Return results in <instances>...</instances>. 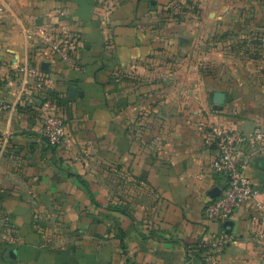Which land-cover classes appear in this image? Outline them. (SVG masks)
<instances>
[{
	"label": "crops",
	"instance_id": "obj_1",
	"mask_svg": "<svg viewBox=\"0 0 264 264\" xmlns=\"http://www.w3.org/2000/svg\"><path fill=\"white\" fill-rule=\"evenodd\" d=\"M189 2L0 0V219L16 238L0 242V264H264L256 203L231 228L203 215L224 181L211 168L213 130L251 131L264 104L227 102L196 67L202 57L177 54L188 34L264 29V0ZM37 30L77 34L75 63L48 55ZM52 94L66 118L61 145L42 134ZM256 158L247 172L262 189ZM220 231L236 241L200 246Z\"/></svg>",
	"mask_w": 264,
	"mask_h": 264
},
{
	"label": "built area",
	"instance_id": "obj_2",
	"mask_svg": "<svg viewBox=\"0 0 264 264\" xmlns=\"http://www.w3.org/2000/svg\"><path fill=\"white\" fill-rule=\"evenodd\" d=\"M41 47L51 57L73 65L77 57V34L70 31L37 30ZM43 137L48 143L61 145L66 139V118L51 97L43 102ZM213 141L217 156L212 162L214 173L223 177V187L217 196L210 199L203 208L204 218L212 223L223 224L247 202L256 203L264 214V190L255 185L249 175L248 167L256 157H264V129L255 127L249 132L237 129L216 128ZM16 238L11 225L0 219V242L13 245ZM236 239L225 231L214 233L210 240L200 243L201 247L222 250Z\"/></svg>",
	"mask_w": 264,
	"mask_h": 264
},
{
	"label": "rangeland",
	"instance_id": "obj_3",
	"mask_svg": "<svg viewBox=\"0 0 264 264\" xmlns=\"http://www.w3.org/2000/svg\"><path fill=\"white\" fill-rule=\"evenodd\" d=\"M194 5L191 1L187 6ZM238 11L241 10L238 9ZM182 17L183 14H180L178 18ZM187 39L189 40H186L182 48L177 46V54L202 57V60L196 63V67L201 68L211 77L213 76L215 80H220V86L227 94V102L232 101L235 96L237 98L236 107L242 110L250 103L264 104V29L237 26L232 30L228 29L218 33L212 30L207 35L188 34ZM262 118L261 124L257 127L264 129L262 125L264 115ZM111 196L117 201L116 207H118L119 183H116L112 189ZM44 225L46 226L47 222ZM50 226L53 233H56L57 227H60L57 222H50Z\"/></svg>",
	"mask_w": 264,
	"mask_h": 264
},
{
	"label": "water",
	"instance_id": "obj_4",
	"mask_svg": "<svg viewBox=\"0 0 264 264\" xmlns=\"http://www.w3.org/2000/svg\"><path fill=\"white\" fill-rule=\"evenodd\" d=\"M225 101V94L223 92H216L214 94V102L216 104H223ZM256 161L258 162V166L260 168H263L264 169V157H259V158H256ZM262 189L264 190V181H263V187ZM219 190L217 189H214L212 191V194L213 196H215L217 194ZM231 225H232V222L230 220H227L223 223V226L225 228H231ZM8 256L13 259L14 261H17V250L14 246H10L9 249H8Z\"/></svg>",
	"mask_w": 264,
	"mask_h": 264
},
{
	"label": "trees",
	"instance_id": "obj_5",
	"mask_svg": "<svg viewBox=\"0 0 264 264\" xmlns=\"http://www.w3.org/2000/svg\"><path fill=\"white\" fill-rule=\"evenodd\" d=\"M56 97H57V96L54 95V94L51 95V98L54 99L55 102H56V104L58 105V97H57V98H56ZM114 210L120 212V209L117 208V207H114Z\"/></svg>",
	"mask_w": 264,
	"mask_h": 264
}]
</instances>
